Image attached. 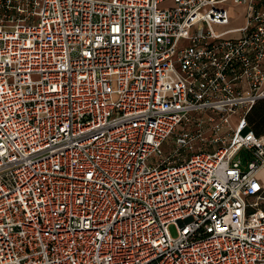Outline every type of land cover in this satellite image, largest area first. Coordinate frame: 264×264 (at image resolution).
<instances>
[{
  "label": "built area",
  "instance_id": "2783aa9c",
  "mask_svg": "<svg viewBox=\"0 0 264 264\" xmlns=\"http://www.w3.org/2000/svg\"><path fill=\"white\" fill-rule=\"evenodd\" d=\"M262 100L264 0H0V264H264Z\"/></svg>",
  "mask_w": 264,
  "mask_h": 264
},
{
  "label": "trees",
  "instance_id": "16d2710c",
  "mask_svg": "<svg viewBox=\"0 0 264 264\" xmlns=\"http://www.w3.org/2000/svg\"><path fill=\"white\" fill-rule=\"evenodd\" d=\"M247 119L251 129L257 136L264 135V100L255 104Z\"/></svg>",
  "mask_w": 264,
  "mask_h": 264
},
{
  "label": "rangeland",
  "instance_id": "374dc122",
  "mask_svg": "<svg viewBox=\"0 0 264 264\" xmlns=\"http://www.w3.org/2000/svg\"><path fill=\"white\" fill-rule=\"evenodd\" d=\"M234 12L236 14H238L239 16H237V19H235V21L233 22L232 25L233 26H239V25H241L243 23V18H242L243 17V12L240 9H238V8H235L234 9ZM203 117H205V118L208 117V114H204ZM233 120H235V118ZM210 127H211L210 124L207 123L206 124V128L209 129ZM208 136H210V139H211V137L213 136L212 132L209 131L208 132ZM216 148H217L216 145H209L208 143L206 144V147H205L206 151H208V152H213ZM169 150H170V147L168 145H165L164 146L165 153H167ZM242 155H244V154H242ZM243 160L246 162L245 159H243ZM260 178L264 182V172L261 174V177ZM171 234L173 236H176V230H175V228H171Z\"/></svg>",
  "mask_w": 264,
  "mask_h": 264
},
{
  "label": "crops",
  "instance_id": "0c3cea01",
  "mask_svg": "<svg viewBox=\"0 0 264 264\" xmlns=\"http://www.w3.org/2000/svg\"><path fill=\"white\" fill-rule=\"evenodd\" d=\"M101 1H106V0H101Z\"/></svg>",
  "mask_w": 264,
  "mask_h": 264
},
{
  "label": "bare ground",
  "instance_id": "6f19581e",
  "mask_svg": "<svg viewBox=\"0 0 264 264\" xmlns=\"http://www.w3.org/2000/svg\"><path fill=\"white\" fill-rule=\"evenodd\" d=\"M264 172V171H263Z\"/></svg>",
  "mask_w": 264,
  "mask_h": 264
}]
</instances>
